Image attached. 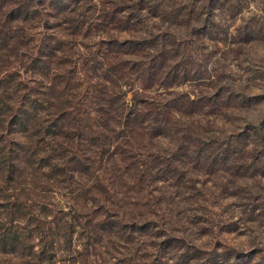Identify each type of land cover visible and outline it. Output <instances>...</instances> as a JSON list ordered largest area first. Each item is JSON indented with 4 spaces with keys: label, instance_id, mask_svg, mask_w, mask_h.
<instances>
[{
    "label": "trees",
    "instance_id": "1",
    "mask_svg": "<svg viewBox=\"0 0 264 264\" xmlns=\"http://www.w3.org/2000/svg\"><path fill=\"white\" fill-rule=\"evenodd\" d=\"M140 2L137 12L146 10L153 22L163 20L159 1L146 7ZM23 3L8 2L0 15V254L9 255L12 264H105L109 259V264H177L192 249L175 254L182 239L159 225L165 220L156 215L159 209L152 211L144 202L147 210L126 220L113 187L123 177L119 169L124 160L134 156L148 176L147 201L171 180L158 174L169 167V154L161 162L160 154L150 151L128 157L134 137L159 141L165 129L180 124V113L168 111L183 94L164 101L167 33L156 31L149 41L153 47L145 46V37L119 41L105 35L86 47L77 41L82 21L70 17L72 3L51 24L53 0H37L42 18L34 35L30 24L39 10L30 11L28 3L22 10ZM141 15L119 16L116 11L93 21L102 33L109 30L107 23L124 27L118 33L131 32L141 28ZM151 35L147 32L148 39ZM30 41L36 45L28 48ZM128 44L133 51L119 50ZM139 51L145 60L136 64ZM159 176L165 179L153 192ZM28 178L45 187H27ZM45 193L55 201L43 199Z\"/></svg>",
    "mask_w": 264,
    "mask_h": 264
},
{
    "label": "rangeland",
    "instance_id": "2",
    "mask_svg": "<svg viewBox=\"0 0 264 264\" xmlns=\"http://www.w3.org/2000/svg\"><path fill=\"white\" fill-rule=\"evenodd\" d=\"M12 1L18 0H0V15ZM21 1L22 10L26 3L30 11L37 8V0ZM140 1L146 7L152 0ZM158 1L163 20L154 22L146 10L136 11L138 0H79L75 6L74 0H53L52 16L48 13L52 24L72 3L70 17L82 21L76 29L77 41L86 47L94 45L98 35L119 41L145 37V46H152L149 41L156 31L167 33L163 65L168 84L163 94L167 96L164 101L183 94L181 99L167 101L168 112L180 113V124L165 129L159 141L133 136L128 157L150 151L153 156L160 154L157 161L161 162L162 155L169 154V167H161L158 174L171 180L147 201L143 197L149 182L145 166L135 156L126 158L119 169L123 177L113 184L120 195V211L128 220L147 210L144 202L152 211L157 207L156 215L165 219L159 225L182 239L175 254L185 251L184 247L192 249L177 264H264V0H153L151 5ZM116 11L126 17L142 14L141 28L118 33L124 27L106 22L108 31L97 30L93 19ZM41 13L30 24L34 25L29 31L32 35L41 24ZM147 32H152L149 39ZM33 44L30 41L28 48ZM130 46L134 45L119 50L131 52ZM3 53L0 50V60ZM140 57L139 51L136 64L144 62ZM164 177L156 178L153 192ZM24 182L35 189L45 187L30 178ZM103 182L109 187L107 180ZM44 195L43 199L48 196L50 202L55 201L51 193ZM166 253L174 254L170 249ZM8 259L9 255L0 254V264H12Z\"/></svg>",
    "mask_w": 264,
    "mask_h": 264
}]
</instances>
